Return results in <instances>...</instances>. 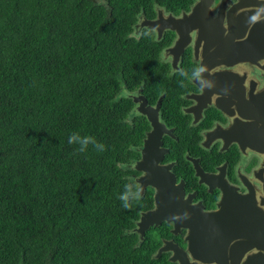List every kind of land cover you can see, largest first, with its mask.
<instances>
[{"label":"trees","instance_id":"1","mask_svg":"<svg viewBox=\"0 0 264 264\" xmlns=\"http://www.w3.org/2000/svg\"><path fill=\"white\" fill-rule=\"evenodd\" d=\"M133 20L117 0H0V264L147 260L119 199L146 128L121 95L157 57Z\"/></svg>","mask_w":264,"mask_h":264},{"label":"flooded vegetation","instance_id":"2","mask_svg":"<svg viewBox=\"0 0 264 264\" xmlns=\"http://www.w3.org/2000/svg\"><path fill=\"white\" fill-rule=\"evenodd\" d=\"M117 1L133 14L129 36L157 51L156 59L146 60L156 67L153 82L145 87L142 81L121 95L132 102L130 113L146 123L127 163L130 180L141 189L129 232L146 253L142 263L259 264L264 256V0ZM145 31L151 35L143 36ZM196 65L207 68L203 75L213 82L211 88L200 91L198 80L181 86L179 72ZM160 205L167 216L140 231L141 214Z\"/></svg>","mask_w":264,"mask_h":264},{"label":"clouds","instance_id":"3","mask_svg":"<svg viewBox=\"0 0 264 264\" xmlns=\"http://www.w3.org/2000/svg\"><path fill=\"white\" fill-rule=\"evenodd\" d=\"M143 36H150L151 32L145 31L142 33ZM207 71V68L202 65L194 66L191 71H180L179 76L182 77L180 83L181 86H184V82H192L193 80L199 81L200 84V91H204L206 88H211L213 86V82L207 79L203 74ZM68 142L71 143H78L80 145L79 151L84 152L87 149V146L92 143L95 147L103 151L104 145L97 143L94 137L91 136H84L81 137L78 133H74L69 136ZM134 167V164H133ZM141 189L135 181L128 183L125 185V190L123 193L120 194L119 199L123 201V207L129 208L131 207V201H138L140 199Z\"/></svg>","mask_w":264,"mask_h":264},{"label":"water","instance_id":"4","mask_svg":"<svg viewBox=\"0 0 264 264\" xmlns=\"http://www.w3.org/2000/svg\"><path fill=\"white\" fill-rule=\"evenodd\" d=\"M154 135H155V132H152L149 135V137L145 140V144L147 143V145L150 146L151 143L154 141ZM137 166H138V163L136 164V167ZM163 216H165V208L162 205H160L159 208L157 207L155 210H151L149 212L142 213L141 219L139 221V230L142 231L145 227H147L149 225V223H152L153 221H157L160 217H163ZM199 232H200V227H198V226L192 227L193 243L198 244ZM212 233H214V232H212ZM258 263L264 264V256L260 257V259L258 260Z\"/></svg>","mask_w":264,"mask_h":264},{"label":"bare ground","instance_id":"5","mask_svg":"<svg viewBox=\"0 0 264 264\" xmlns=\"http://www.w3.org/2000/svg\"><path fill=\"white\" fill-rule=\"evenodd\" d=\"M196 26V25H195ZM191 47V46H190ZM204 50V49H203ZM151 114V113H150ZM137 234V233H136Z\"/></svg>","mask_w":264,"mask_h":264}]
</instances>
